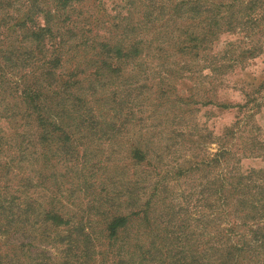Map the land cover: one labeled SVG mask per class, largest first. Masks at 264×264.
<instances>
[{
  "label": "trees",
  "instance_id": "obj_1",
  "mask_svg": "<svg viewBox=\"0 0 264 264\" xmlns=\"http://www.w3.org/2000/svg\"><path fill=\"white\" fill-rule=\"evenodd\" d=\"M198 1L189 6L196 13ZM153 3L0 0V120L9 129L7 134L0 127V177L5 182L16 179L19 185L14 192L17 198L6 196L0 189V220L10 218L13 226L20 224L8 238L6 254H12L10 262L16 261L11 264H20L32 248L23 242L29 239L19 235L34 230L49 247L44 253L53 254L46 264H264V170L250 169L232 180L218 176L209 184L217 194L218 213L235 220L222 229L219 214L210 219L213 216L201 210L185 213V217L182 210L188 206L174 205L172 195H168L170 189L157 184L151 186L150 194L146 187L143 189L142 184L160 175L159 168L148 160L147 145L118 140L132 123L133 110L139 106L144 114V100L150 98L148 93L153 96L148 80L138 84L129 74L140 71L139 65L146 64L149 51L168 55L165 48L153 47L152 37H138L142 29L159 32L150 18L152 13L142 8ZM185 5L177 2L171 7L170 20L177 18L185 27L179 35L186 36L177 37L170 54L176 53L172 56L177 60L190 56L203 61L201 52L207 51L206 43L210 42L206 39L218 34L219 29L210 28L214 22L201 20L198 25L209 27L201 35L203 40L188 34L186 29L194 25V18L175 12ZM143 11L146 14H141ZM129 13L138 15V23ZM222 28L232 32L236 26L230 18ZM170 74V70L165 71V78L170 79ZM164 82L156 81L158 106L167 93L161 88ZM209 105L213 103L207 97L200 108ZM187 108L185 111H193ZM149 119L150 114L139 121ZM103 142L110 144L107 154L101 148ZM89 144L96 147L94 150L101 149L94 155ZM123 146L127 163L119 169L113 165L114 156L121 160ZM80 149L85 152L81 154ZM225 152L222 150L221 155ZM104 162L113 165L109 171L101 166ZM188 164L175 174L187 175L209 163L200 160ZM30 167H36V178L25 177V184L18 177ZM162 176L158 182L164 181ZM255 179L261 182L259 186ZM46 187L55 189L49 192ZM33 188L49 192L48 201L44 202L45 195L39 193L28 196ZM85 190L91 191L90 200L76 197ZM201 193L207 190L202 187ZM20 196L24 198L16 204ZM61 198H66L65 203L73 209L63 206ZM6 201L19 211L13 213L10 206H4ZM36 219L43 221L40 230L30 224H37ZM249 222L258 225L252 236L235 232L236 226L241 228ZM29 258L32 261V255Z\"/></svg>",
  "mask_w": 264,
  "mask_h": 264
},
{
  "label": "rangeland",
  "instance_id": "obj_2",
  "mask_svg": "<svg viewBox=\"0 0 264 264\" xmlns=\"http://www.w3.org/2000/svg\"><path fill=\"white\" fill-rule=\"evenodd\" d=\"M150 2L151 0H144L145 6L150 5ZM177 2L186 4L175 11L177 16L186 17L191 14V18H194V25L186 29L188 34L195 36L194 38L199 37L203 40L201 35L209 29V27H205L204 23L198 25L201 20L212 21L214 25L210 28L219 29L217 30L218 34L206 39L210 42L206 43L207 51L201 52L203 61L198 57L191 58L190 56L177 60L172 56L176 53L170 54L173 49L171 45L175 47L177 37L183 39L186 36L179 35L180 31L185 30L182 23L178 22L177 18L170 20V16L173 15L171 7ZM193 2L195 0H154L153 6L142 7L152 13L150 18L153 20L152 23H156L158 26L159 32L152 34V29H142L138 37L146 40L152 37L150 43L153 47L159 46L161 51L162 48H165L168 54L166 56L170 57L167 58L163 51H149V59L146 64L140 63L139 65L140 71L133 70L129 74L138 81V84H145L148 80L147 86L152 87L153 96L148 93L150 98L144 100L147 102L142 106L144 114L140 112L139 106L133 110L132 123L127 126L124 135L118 140L121 143H126V140L130 143H139L138 146L146 147L147 145L148 160L156 164L160 173L159 176H153L148 180L147 185L146 183L141 185L143 189L147 188L149 194L152 192V185L157 184L159 188L166 187L171 190L168 195H172L171 200L174 205L188 206V210L186 208L182 210L185 217L187 214L202 210L207 215L211 214L213 217L209 218L213 219L219 214L215 208L217 194H214L213 187L209 186L215 181V178L218 179V176H221L232 180L237 174H247L250 169L264 170V0H199L195 5L198 8L197 13L189 8ZM146 11L141 14H146ZM128 16L133 17L134 22L138 21L137 14L129 13ZM230 18L232 26H236L232 32L222 28L227 25ZM156 19L157 21L154 22ZM203 26L205 28H201ZM150 31L151 33L148 34ZM206 41L204 39L203 45ZM187 61L191 63H186ZM169 70L171 71L170 79H167L165 71ZM161 79L165 81L161 84V88L167 93L158 106L156 103L159 93H157L158 89L156 90V81ZM207 97L213 105L200 108ZM141 101L137 100L136 102ZM0 105L3 106L1 102ZM185 108L193 111H185ZM149 114L151 119L139 121L140 118ZM133 123L137 125L134 126ZM0 127L7 134L9 133L8 124L1 120ZM88 147L94 155L101 148L106 154L110 151L108 149L110 144L106 142H103L99 150H94L96 147L91 144ZM121 149V160L119 156H114L116 163H113L119 169L127 163L126 146ZM222 150H226L223 156L221 155ZM84 152L83 149H80L81 154ZM200 160L209 164L199 166V171L194 170L187 175L175 174L181 167L188 168L189 161L197 163ZM113 165L104 162L101 166L109 171ZM35 168L32 170L30 167L28 171L22 170L23 174H20L18 179L23 178L25 184H28L25 177L36 178L37 169ZM130 170L132 171L133 168ZM16 172L17 170L15 174ZM162 175L165 176L164 181L158 182L163 177ZM120 177L121 175L118 176V179ZM0 178L3 179L2 176ZM255 181L258 186L261 184L258 179ZM59 182L62 183V180ZM17 183L16 179H10V182H5L3 179L0 181V189L6 196L17 198V195L14 194L19 190ZM202 187L207 190V193H201ZM4 189H6V193ZM45 189L51 192L55 188L53 187L51 190L46 187ZM49 192L42 188H33L28 191L27 195L35 194L37 196L38 193V196L41 197L45 195L43 200L47 202L50 196ZM90 192L88 190L81 191L76 194V197L85 201L90 200L92 198ZM23 198L24 196H20L16 199V204L20 203ZM75 201L79 203L78 199ZM7 202L4 203L6 207L10 206ZM65 202L67 199L61 198L60 203L63 206L73 209ZM213 205L215 206L211 210L210 207ZM10 207L13 213L19 211L16 206ZM66 213L67 211L64 214ZM9 219L2 217L0 220V255L2 256L0 263L3 264L4 262H6L5 264L16 263V261L10 262L11 258L9 257L12 254L7 255L6 253H8V238L13 235L12 230L20 227V224L17 227L13 226L14 224L12 225ZM36 220L37 224L33 225L31 222L30 224L40 230L43 221H41L42 219ZM233 222H235L233 217L227 218L226 215H220L218 224L223 229L228 224L232 225ZM257 226V224L249 222L241 228H238L239 225L236 226L234 230L252 236V232L257 231ZM60 229L63 232L66 228ZM211 229H213V225H211ZM16 235L15 237L18 239ZM29 235L31 237H28ZM19 236H26L29 240L23 242L27 244V247L28 244L32 246L30 253H26L20 264H46L48 259L53 257L52 253H44V248L48 246L43 244L44 241H41L42 236L39 231L34 230L32 233L25 231ZM15 242L12 240V243ZM30 255L33 257L32 261L29 258Z\"/></svg>",
  "mask_w": 264,
  "mask_h": 264
}]
</instances>
